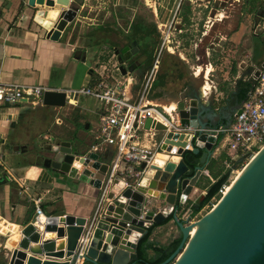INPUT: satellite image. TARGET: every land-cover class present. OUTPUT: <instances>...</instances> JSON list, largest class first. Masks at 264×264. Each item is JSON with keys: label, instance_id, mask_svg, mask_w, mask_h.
I'll list each match as a JSON object with an SVG mask.
<instances>
[{"label": "crops", "instance_id": "1", "mask_svg": "<svg viewBox=\"0 0 264 264\" xmlns=\"http://www.w3.org/2000/svg\"><path fill=\"white\" fill-rule=\"evenodd\" d=\"M69 1L77 8L75 17L59 39L51 41L46 38V31L34 21L33 10L25 8L27 0H0L1 85L77 89L94 83L98 74L104 72L109 76L110 84H114L113 80L127 84V98L134 100L139 81L162 42L160 69L149 99L160 110L172 112L181 100L197 98L203 113L200 121L207 123L209 128L231 124L243 102L239 95L244 84L253 83L255 73L264 62V18L257 29L255 13L239 10V19H246L250 26L240 20L225 30L221 24L225 14H214L217 10L212 4L218 1L226 4L231 0H156L150 5V19L142 13L138 0ZM141 22L145 34L140 32L142 36L132 39ZM163 28L165 32L161 30ZM132 41L140 46V58L144 60L146 56L145 63L138 73L120 78L113 48L129 45ZM84 56L85 61L81 62ZM79 105L78 102L76 108H67L72 112L65 114L69 110L59 113L56 108L32 103L0 104V138L9 137L5 143H0V264H8L9 240H14L13 236L21 237L17 227L30 222L37 207L45 215L63 210L66 214L84 218L100 207L102 190L47 175L34 166L37 163L35 148L58 140L59 136L80 139L89 148L97 129L98 105L88 121L78 110ZM56 118L61 123H57ZM155 141L156 134L147 133L142 135L141 146L153 149ZM12 145L26 149L10 152ZM113 156L114 149L106 148L98 157L101 163L110 165ZM222 156H225L224 165L226 153L219 147L215 149L202 171L198 187L188 197L186 209H190L200 194L205 195L206 191L200 186L207 180L213 181L208 165ZM126 170V164L119 163L118 173L123 174ZM201 211L193 217L197 218ZM183 213L179 215L180 219ZM37 228L43 235L44 226ZM179 237L181 234L171 220L151 229L149 242L166 244ZM48 239L55 241L56 250L64 249L65 237L58 239L53 232L46 234L44 240ZM32 246L39 249V243ZM37 257L42 261L46 259L44 255ZM80 263L81 260L76 262Z\"/></svg>", "mask_w": 264, "mask_h": 264}, {"label": "water", "instance_id": "2", "mask_svg": "<svg viewBox=\"0 0 264 264\" xmlns=\"http://www.w3.org/2000/svg\"><path fill=\"white\" fill-rule=\"evenodd\" d=\"M25 8L33 10L34 21L51 41L59 39L77 12L69 0H27ZM263 16L264 10L254 15L255 28H259ZM139 52L136 41L113 48L121 77L140 71L146 56L144 60L138 58ZM84 61L85 56L81 62ZM258 74L259 70L255 76ZM43 106L64 108V93L45 92ZM176 113L180 126L198 130L191 141L193 149L182 151L190 141V134L168 132L160 147L161 155L148 167L141 163L139 169L145 171L136 184L134 178L123 180L119 173L109 178L108 164L101 163L96 154L86 157L88 145L80 139L59 136L58 140L35 148L37 163L34 166L47 175L87 184L97 190L107 185V191L102 195L99 209L88 218L66 214L63 210L51 215L35 213L30 222L17 227L21 237L13 236L14 240H9L8 264H76L80 260L88 264H133L137 259L138 241L169 216L181 234V242L160 264H264V147L229 184L211 210L188 223L179 215L189 205L188 197L197 188L202 171L217 148V139L208 130L218 127L208 128L207 123L200 121L203 113L197 98L181 100L176 105ZM150 127L158 143L166 128L147 119L144 129ZM8 139L0 138V143ZM25 149L18 145L9 147L10 152ZM189 152L200 154L198 161H192L193 167L185 161ZM246 158H239L238 164ZM204 198L205 195L200 194L190 207L200 205ZM38 226H44L43 235ZM53 232L58 239L66 238L64 249L56 250L54 240H44L47 233ZM37 243L39 249L36 250L32 245ZM37 255H44L46 259L42 261Z\"/></svg>", "mask_w": 264, "mask_h": 264}, {"label": "built area", "instance_id": "3", "mask_svg": "<svg viewBox=\"0 0 264 264\" xmlns=\"http://www.w3.org/2000/svg\"><path fill=\"white\" fill-rule=\"evenodd\" d=\"M162 50L163 44L143 73L134 100L127 98V84L113 79L114 84H110L109 76L101 72L94 83L77 89L0 84V104H16L25 100L43 106V96L48 91L64 93L66 108H76L80 98L94 100L98 105L97 129L85 155L86 157L91 154L99 156L104 149L113 148V160L108 165L109 178L118 173L119 163L123 162L127 170L119 175L123 180L129 177L134 178L136 184L145 171L139 169L141 163H145L148 167L156 156L161 155L160 147L168 132L179 135L190 134V141L183 147V152L193 149L191 141L195 139L198 132L196 129L180 126L176 108L172 112L160 110L149 99V93L159 73ZM116 72L119 73L118 68ZM120 78L123 77L120 76ZM147 119H151L152 123L162 124L166 128L162 139L154 144L153 149L141 146L142 135L154 132L152 127L149 130L144 129ZM56 122L61 123V120L56 118ZM208 133L217 139L216 149L219 147L227 155L225 169L238 163L241 157L251 158L264 147V68H261L259 74L254 77L252 89L238 111L234 113L231 124L208 130ZM205 174L208 176L207 171ZM226 187L223 186L220 190L221 196L225 193ZM106 191L107 185L102 188V194L104 195ZM35 213L41 214L42 211L37 207ZM191 214V210L186 209L182 220L192 223L195 218Z\"/></svg>", "mask_w": 264, "mask_h": 264}, {"label": "trees", "instance_id": "4", "mask_svg": "<svg viewBox=\"0 0 264 264\" xmlns=\"http://www.w3.org/2000/svg\"><path fill=\"white\" fill-rule=\"evenodd\" d=\"M259 10H264V0H244V6L241 8V12L253 14L257 13ZM143 33L145 34V29L142 26V22L138 29L132 34V39H135V36ZM142 36V35H141ZM143 38V37H142ZM141 38V39H142ZM152 60V59H151ZM151 64V61H150ZM149 64V65H150ZM252 84H244V88H242L240 92V99L245 101L248 93L252 89ZM225 156H222L219 160H211L208 165V170L211 173V177L213 181L207 180L206 184L200 186L201 190L206 191L205 198L202 203L198 206L190 207L191 216L196 215L201 209L206 207L207 205H215L218 200L221 198L220 190L223 186L229 185V170H225L222 161ZM200 159V154L192 155L190 152L186 154L185 161L193 167L192 161H198ZM191 162V163H190ZM198 187V186H197ZM172 220V217L169 216L161 223L162 226L168 224ZM150 232L143 236L137 243L136 247V255L137 259L133 264H160L166 261L178 248L181 237L173 239L172 241L166 244H153L149 242Z\"/></svg>", "mask_w": 264, "mask_h": 264}, {"label": "rangeland", "instance_id": "5", "mask_svg": "<svg viewBox=\"0 0 264 264\" xmlns=\"http://www.w3.org/2000/svg\"><path fill=\"white\" fill-rule=\"evenodd\" d=\"M231 1L233 2L234 0H231ZM138 2H139V6H141L142 13L144 15H146L148 17V19H150L151 18V10H152L151 7H150V5H153L154 2L156 3V0H147V1L146 0H138ZM151 2H153V3H151ZM218 2L215 3L216 5L215 4H212L211 6H213V9L214 10H217L214 14H218V13H224L225 14L226 17L223 19L224 21L221 23V24H223L222 25V28H225V30H227L228 28H231L232 26L236 25L238 23V21H240V20H243L242 23L244 25H247L248 27L250 26L249 25V21H247L246 19H239V10H241V8H243V6H244L243 0H240L239 1L240 3L227 2L226 4H222V3L219 4ZM208 7H210V6L208 5ZM250 23L252 24V20L250 21ZM161 30L163 32H165V29L164 28L161 29ZM161 43H160V46H161ZM79 104L80 105H79L78 110H80L84 114V115H82V117L85 120L88 121V119L92 117L93 111H95V109H96V103L93 100H91V99L81 98L79 100ZM58 110L60 111L59 113H62L65 110H69V111L65 112V114L72 112V109H67L66 107L65 108H60ZM55 114L56 113L53 111L52 112V115L55 116ZM72 114H74V112ZM59 115L61 117L64 116V114L63 115L59 114ZM88 136L92 137V134H89ZM251 158H247L241 164H237L236 163L234 165H231V167L229 169H227V170H229V180H230L229 184L232 183L233 180L239 174H241L242 170L251 162ZM212 207H213V205H211V204L207 205L200 212V214L198 215V217L194 219V221H196L198 218H200L201 216H203L205 213L209 212Z\"/></svg>", "mask_w": 264, "mask_h": 264}, {"label": "bare ground", "instance_id": "6", "mask_svg": "<svg viewBox=\"0 0 264 264\" xmlns=\"http://www.w3.org/2000/svg\"><path fill=\"white\" fill-rule=\"evenodd\" d=\"M170 111V110H169ZM257 154L253 155V157L251 158V161H253L256 158ZM250 164V163H249ZM249 164L242 170V172L249 166ZM241 172V174H242ZM241 174H239L233 181H235ZM228 190V187L226 188V191ZM225 191V192H226ZM39 227V226H38ZM189 235H192V228L189 231Z\"/></svg>", "mask_w": 264, "mask_h": 264}, {"label": "flooded vegetation", "instance_id": "7", "mask_svg": "<svg viewBox=\"0 0 264 264\" xmlns=\"http://www.w3.org/2000/svg\"><path fill=\"white\" fill-rule=\"evenodd\" d=\"M224 1H226V2H227V1H229V0H224ZM138 58H140V56H139V55H138ZM144 63H145V62H144ZM53 109H55V108H53Z\"/></svg>", "mask_w": 264, "mask_h": 264}]
</instances>
